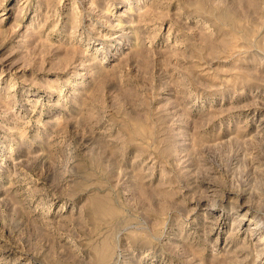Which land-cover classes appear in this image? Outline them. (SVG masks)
Returning <instances> with one entry per match:
<instances>
[{
  "label": "rangeland",
  "instance_id": "obj_1",
  "mask_svg": "<svg viewBox=\"0 0 264 264\" xmlns=\"http://www.w3.org/2000/svg\"><path fill=\"white\" fill-rule=\"evenodd\" d=\"M0 264H264V0H0Z\"/></svg>",
  "mask_w": 264,
  "mask_h": 264
},
{
  "label": "bare ground",
  "instance_id": "obj_2",
  "mask_svg": "<svg viewBox=\"0 0 264 264\" xmlns=\"http://www.w3.org/2000/svg\"><path fill=\"white\" fill-rule=\"evenodd\" d=\"M258 228L257 226H253L252 229Z\"/></svg>",
  "mask_w": 264,
  "mask_h": 264
}]
</instances>
